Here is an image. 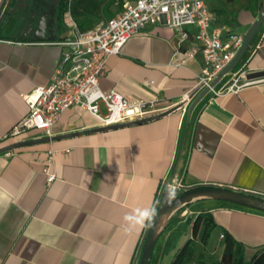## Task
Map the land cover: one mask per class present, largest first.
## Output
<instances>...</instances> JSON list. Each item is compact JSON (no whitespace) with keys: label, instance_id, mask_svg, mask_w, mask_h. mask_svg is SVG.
Segmentation results:
<instances>
[{"label":"crops","instance_id":"1","mask_svg":"<svg viewBox=\"0 0 264 264\" xmlns=\"http://www.w3.org/2000/svg\"><path fill=\"white\" fill-rule=\"evenodd\" d=\"M209 1L232 13L233 21L226 13L219 18L227 21L229 32L240 35L264 5V0ZM8 2L0 0V149L48 137L41 130L13 139L6 135L28 113L23 96L49 83L62 51L50 44L61 34L52 30L47 37L32 38L25 32L24 9L7 7ZM253 40L255 51L222 82L244 65L247 71L264 70V23ZM184 46L160 22L134 34L120 54L107 60L99 78L101 90L155 100L157 114L176 108L171 113L16 148L7 151L9 156L0 153V264H138L148 227L124 217L153 208L163 181L264 195V82L236 93L209 92L189 116L184 105L198 94L194 85L202 55L184 60ZM99 126L86 110L71 106L53 124L50 137ZM50 152L56 177L47 185L42 169ZM225 203L186 205L159 237L150 264H170L176 248L164 259L163 242L188 218L208 210L218 225L216 239L224 228L243 245L246 257L264 252V215ZM184 236L190 237V227Z\"/></svg>","mask_w":264,"mask_h":264},{"label":"built area","instance_id":"2","mask_svg":"<svg viewBox=\"0 0 264 264\" xmlns=\"http://www.w3.org/2000/svg\"><path fill=\"white\" fill-rule=\"evenodd\" d=\"M65 26L61 40L52 42L59 46L61 58L53 71L49 83L35 88L23 96L28 107L27 115L7 133L6 138H16L31 130H41L48 137L51 127L61 114L71 106L86 110L97 119L100 126L130 122L156 115L160 110L155 100H131L114 90L99 88L107 60L121 53L126 42L136 33L155 24L164 22L178 36L184 46V60L200 52L202 66L197 75L194 89L199 93L220 74L239 51L243 35L229 32L225 26L213 24V14L205 0H134L123 5L121 11L103 24L89 31H80L73 21L69 8L64 11ZM256 48V47H255ZM255 51H251L250 55ZM182 60V62L184 61ZM248 72L245 65L238 69L230 80L219 81L220 87L210 88V93L223 95L236 93L241 88L264 82V79L246 81ZM242 79L241 84H237ZM193 97H187L186 108ZM184 108V109H185ZM11 155L10 152L6 153ZM54 153L43 163L46 184L55 180L53 172ZM165 181L158 191L154 208L159 198L168 188ZM177 192L185 188L173 185ZM264 196V195H261ZM223 238L222 235L219 236Z\"/></svg>","mask_w":264,"mask_h":264},{"label":"trees","instance_id":"3","mask_svg":"<svg viewBox=\"0 0 264 264\" xmlns=\"http://www.w3.org/2000/svg\"><path fill=\"white\" fill-rule=\"evenodd\" d=\"M134 0H64L62 7H60L57 32L63 34L65 30V20L63 18V13L69 8L71 17L75 22L76 26L80 31H89L99 25L103 24L106 20L112 18L115 14L119 13L123 8L124 4L131 3ZM225 5L227 3H233L235 0H221ZM258 0H254L256 3ZM25 0H9L8 6L10 8L18 9L17 6L21 5ZM206 5L209 7L210 12L213 14V24L215 26L226 25L225 20H221L219 17L224 13L231 15L230 20H234L232 13L225 11V8H213L209 0H205ZM233 5V4H232ZM8 8L6 14H8ZM11 21V22H10ZM10 27L14 25V19L10 17L9 20ZM254 40L251 42V47L253 46ZM249 52L247 53L248 56ZM245 56L244 59L247 57ZM251 196L264 199V196L250 194ZM162 196V195H161ZM161 198V197H160ZM159 198V201H160ZM228 204L237 209L246 210L252 213L264 215V213L255 211L252 209L240 207L237 205ZM184 207L179 210L174 216H172L166 227L170 224L171 220L181 213ZM187 224L190 225V237L186 241L176 248L173 253L170 264H189L195 260L196 264H204L203 253L198 252V247L201 251L206 249L212 231L218 226L215 222L213 214L211 211H200L191 218L186 220ZM149 229V227H148ZM147 229V232H148ZM146 232V234H147ZM221 246L222 252L218 260L211 264H264V252H260L250 259H247L244 252L243 245L236 241L233 236L224 228H221ZM146 236V235H145ZM145 238V237H144ZM144 241V240H143ZM143 246V244H142ZM141 246V249H142Z\"/></svg>","mask_w":264,"mask_h":264},{"label":"water","instance_id":"4","mask_svg":"<svg viewBox=\"0 0 264 264\" xmlns=\"http://www.w3.org/2000/svg\"><path fill=\"white\" fill-rule=\"evenodd\" d=\"M262 23H264V5H262V7L260 8L256 16V19L252 22L248 30L243 35L242 45L239 51L237 52L236 56L234 57V59L220 72V74L215 78V80L210 83L209 87H206L203 90H201L193 98V100L188 106L189 116L191 115L195 106L209 93L210 88L215 87L216 84H218L219 81L223 77L230 74L231 71L238 64L247 60V57L245 59L244 57L247 56L248 52L249 54L251 53L252 51L251 42L254 39ZM43 37L44 36L41 35L38 38H43ZM244 79L246 81L264 79V70L248 71L244 75ZM175 109L176 108H173L171 110H167L165 112L152 115V116H149L143 119L135 120V121L118 123V124H113V125H108V126H99L97 128H93L90 130L65 134L62 136H53V137H46V138L37 139V140L13 143V144H10L0 149V153H5L7 151H11L16 148L25 147V146L37 144L40 142H48V141L57 140L63 137H70L73 135L86 134L89 132H100V131L118 129V128H122L126 126L141 124L144 122H148V121L163 117L171 113ZM167 196H168V191L167 189H165L162 193L159 204L156 208V215L151 222V227H149L148 232L144 238L138 264H150L154 247L159 237L165 230L169 219L172 216H174L183 207H185L186 205L194 201L214 200V201L226 202V203H230L233 205H237L240 207H244V208H248V209H252V210L264 213V199H260L258 197L251 196L247 193H243L240 191H235V190H231V189L223 188V187L208 186V187L185 188L182 192L176 195L175 199L170 204L167 202Z\"/></svg>","mask_w":264,"mask_h":264},{"label":"flooded vegetation","instance_id":"5","mask_svg":"<svg viewBox=\"0 0 264 264\" xmlns=\"http://www.w3.org/2000/svg\"><path fill=\"white\" fill-rule=\"evenodd\" d=\"M23 2L19 5V10L26 9L25 32L32 38L37 39L41 35L49 36L53 30V25L58 26L60 7L64 0H30L29 5Z\"/></svg>","mask_w":264,"mask_h":264},{"label":"rangeland","instance_id":"6","mask_svg":"<svg viewBox=\"0 0 264 264\" xmlns=\"http://www.w3.org/2000/svg\"><path fill=\"white\" fill-rule=\"evenodd\" d=\"M30 0H27V3L29 5ZM24 11V15L27 14L26 9L23 10ZM27 16V15H26ZM25 19V16H24ZM65 28L67 29V32L69 31V26H65ZM65 29V30H66ZM53 30L57 31V25L56 27L53 25ZM64 30V32H65ZM237 84H240L239 82ZM218 87H220V85H218ZM179 192H177L178 194ZM189 227L190 225L186 224V223H182L179 227H177L174 232L172 233L171 238L165 243H164V248L162 250V255L164 257V259L166 258V256L169 258L171 256V254L174 251V248H177L179 246H181L184 241H186V237L184 236V232L186 231L188 233L189 231ZM218 227H216L210 236L208 245L206 247V249H204L203 251H201V248L198 247V252L203 253V260H204V264H211L213 262H215L216 260H218L221 256V252H222V246H221V238L217 237V229ZM212 241H215L214 243H211ZM160 242V241H159ZM158 242V244H159ZM158 246V245H157ZM174 247V248H173ZM247 259H250L248 257H246ZM189 264H196L195 260H193L192 262H190Z\"/></svg>","mask_w":264,"mask_h":264},{"label":"clouds","instance_id":"7","mask_svg":"<svg viewBox=\"0 0 264 264\" xmlns=\"http://www.w3.org/2000/svg\"><path fill=\"white\" fill-rule=\"evenodd\" d=\"M167 191H168L167 202L170 204L175 199L177 195V190L175 186L168 185ZM155 215H156V209L154 207L136 209L134 213L126 215L124 219L129 224L139 225L141 228L151 227V222L155 217Z\"/></svg>","mask_w":264,"mask_h":264}]
</instances>
